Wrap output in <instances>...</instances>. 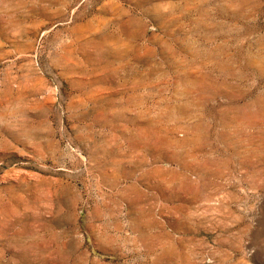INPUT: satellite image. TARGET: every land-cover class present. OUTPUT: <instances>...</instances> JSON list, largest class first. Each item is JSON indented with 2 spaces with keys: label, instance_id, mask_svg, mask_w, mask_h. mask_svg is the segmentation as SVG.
I'll list each match as a JSON object with an SVG mask.
<instances>
[{
  "label": "rangeland",
  "instance_id": "obj_1",
  "mask_svg": "<svg viewBox=\"0 0 264 264\" xmlns=\"http://www.w3.org/2000/svg\"><path fill=\"white\" fill-rule=\"evenodd\" d=\"M0 264H264V0H0Z\"/></svg>",
  "mask_w": 264,
  "mask_h": 264
}]
</instances>
